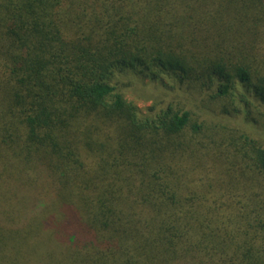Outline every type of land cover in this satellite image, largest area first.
<instances>
[{"label": "trees", "instance_id": "1", "mask_svg": "<svg viewBox=\"0 0 264 264\" xmlns=\"http://www.w3.org/2000/svg\"><path fill=\"white\" fill-rule=\"evenodd\" d=\"M263 115L264 0H0V264H264Z\"/></svg>", "mask_w": 264, "mask_h": 264}, {"label": "rangeland", "instance_id": "2", "mask_svg": "<svg viewBox=\"0 0 264 264\" xmlns=\"http://www.w3.org/2000/svg\"><path fill=\"white\" fill-rule=\"evenodd\" d=\"M135 81H137L135 83ZM125 98L134 103L137 108L140 110V112L145 113L147 108L150 106V104L153 102V100H156L157 98H160L164 94L162 93L160 89L159 82H153L149 78H136L133 80L132 78V86L130 88L125 89L124 91ZM239 98V97H238ZM192 109V111L200 109V105H198L195 98H189L188 102V108ZM199 111V110H198ZM206 117V121L212 123L213 121L219 122L222 121L223 118L220 116H213V114H204ZM261 118V126L260 128H257L255 125L247 123L244 119L241 117H234L231 119H224L225 123H229L231 125H234L236 129H242L244 132H248L253 134L257 139L262 140L264 142V115L259 117ZM208 122V123H209Z\"/></svg>", "mask_w": 264, "mask_h": 264}]
</instances>
